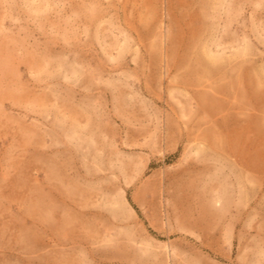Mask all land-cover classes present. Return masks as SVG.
Here are the masks:
<instances>
[{"label": "rangeland", "instance_id": "obj_1", "mask_svg": "<svg viewBox=\"0 0 264 264\" xmlns=\"http://www.w3.org/2000/svg\"><path fill=\"white\" fill-rule=\"evenodd\" d=\"M0 264H264V0H0Z\"/></svg>", "mask_w": 264, "mask_h": 264}]
</instances>
